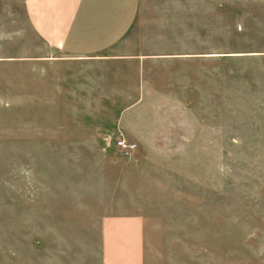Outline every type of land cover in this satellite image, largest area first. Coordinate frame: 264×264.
Segmentation results:
<instances>
[{
  "label": "rangeland",
  "instance_id": "obj_1",
  "mask_svg": "<svg viewBox=\"0 0 264 264\" xmlns=\"http://www.w3.org/2000/svg\"><path fill=\"white\" fill-rule=\"evenodd\" d=\"M220 1L229 10L253 5L257 18L244 23L253 20L260 32L239 35L229 18L225 35H208L205 12ZM156 18L159 35H139L153 31ZM130 34L121 44L132 54L158 45L182 55L177 71L164 72L161 103L155 88L147 89L152 103H117L136 91L126 88L125 62L95 93L84 66L69 60L62 96L54 80L52 102L36 107L42 142L6 153L4 174L13 170L20 190L35 196L37 224L45 193H78L94 205L82 214L147 216L155 264H264V0H141ZM250 52L260 54L241 55ZM46 92L37 81V94ZM115 125L136 144L128 154L117 145L120 133L103 135Z\"/></svg>",
  "mask_w": 264,
  "mask_h": 264
},
{
  "label": "crops",
  "instance_id": "obj_2",
  "mask_svg": "<svg viewBox=\"0 0 264 264\" xmlns=\"http://www.w3.org/2000/svg\"><path fill=\"white\" fill-rule=\"evenodd\" d=\"M229 8L228 1H220L213 13L205 12L208 35H225L229 18H233L234 31L239 35L246 30L260 32L261 27L253 22L257 18L253 5ZM140 12L141 0H0V264L156 263L147 239V216L85 215L84 209L93 210L94 205L87 207L78 193H45L41 198V222L37 224L32 208L35 202L31 203L35 196L29 190H20V176L15 178L13 170L12 177L4 174L3 160L9 152L19 155L21 142L28 153L36 139L42 142L43 134L36 132V107L52 102L49 97L54 80H58L53 86L62 96L61 82L67 75L69 60L84 66L83 75L93 80L89 86L95 93L103 92L110 78L118 79L112 73L117 74L125 62L126 88L136 91H129L127 99H118L117 103H152L147 91L151 88L156 89L155 103H161L163 92L159 88L164 87V72L177 71L182 55L159 52L158 45L140 54L123 50L121 43L132 35ZM244 18L253 19L252 24H245ZM156 23L153 31L143 34L141 30L139 35H159V18ZM205 55L212 57L213 53ZM215 55L226 56L227 52ZM37 81H43L47 91L44 95L37 94ZM134 116L124 118L122 112L119 114L124 120ZM111 130L103 135L129 136L120 125ZM16 167L19 173L18 161ZM87 199L94 197L89 195ZM37 231L42 236L36 237Z\"/></svg>",
  "mask_w": 264,
  "mask_h": 264
},
{
  "label": "built area",
  "instance_id": "obj_3",
  "mask_svg": "<svg viewBox=\"0 0 264 264\" xmlns=\"http://www.w3.org/2000/svg\"><path fill=\"white\" fill-rule=\"evenodd\" d=\"M117 145L123 150L124 153H129L135 148V143L128 142L125 138H120L117 141Z\"/></svg>",
  "mask_w": 264,
  "mask_h": 264
}]
</instances>
